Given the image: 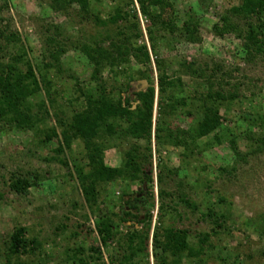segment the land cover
<instances>
[{
  "label": "rangeland",
  "instance_id": "rangeland-1",
  "mask_svg": "<svg viewBox=\"0 0 264 264\" xmlns=\"http://www.w3.org/2000/svg\"><path fill=\"white\" fill-rule=\"evenodd\" d=\"M165 2L177 27L173 33L152 28L131 0H90L88 16L65 0H0V64L24 53L37 79L51 84L53 97L48 102L43 83L31 99L35 107L45 103L47 112L35 132L0 123V264H110L124 255L134 227L147 234L148 223L137 224L146 217L151 218L149 262L138 259L139 264H155L153 235L158 227L189 232L198 256L185 255L183 264H264V58L250 50L251 29L263 32L264 15L236 18L241 31L221 36L224 17L241 0ZM118 12L124 21L112 19ZM138 24L142 37L135 38ZM97 45L106 51L120 47L124 55L115 63L92 62L82 49ZM59 50L60 66L50 58ZM19 68L26 71L23 64ZM96 71L98 82L93 80ZM161 72L176 88L159 115ZM102 83L107 92L117 89L111 98L120 94L133 110L139 105L135 95L154 85L151 143L123 138L122 130L114 138L102 133L95 142L107 167L123 168L125 155L133 151L152 179L98 184L97 201L89 204L79 180L80 171L91 170L84 143L71 140L64 146L62 141L58 154L60 143L44 144L41 134L52 128L61 134L60 122L72 118L83 107L84 96L93 95ZM127 84L130 89L119 93ZM216 94L224 98L210 99ZM206 104L223 119L217 132L195 143L188 140L182 148L164 143L159 134L162 144H157V129L195 132ZM16 177L34 183L26 195L10 190ZM161 192L166 193L163 198ZM103 216L120 232L119 240L107 247L96 231ZM19 228L39 246L30 255L11 259L9 241ZM201 235H209L206 244L200 243Z\"/></svg>",
  "mask_w": 264,
  "mask_h": 264
},
{
  "label": "trees",
  "instance_id": "trees-1",
  "mask_svg": "<svg viewBox=\"0 0 264 264\" xmlns=\"http://www.w3.org/2000/svg\"><path fill=\"white\" fill-rule=\"evenodd\" d=\"M68 6H77L83 16L89 15L90 0H65ZM240 7L232 8L230 12L224 17L222 22L221 36L227 34H236L240 32L241 27L234 23L236 18H258L264 15V0H241ZM132 4H137L141 15L146 18L152 28L157 30H169L171 33L176 31V25L172 14L164 9L167 5L165 0H131ZM134 19L138 21L137 14ZM113 20L118 19L124 21L121 13L118 12ZM150 27V28H151ZM134 30L138 32L135 38L142 37V31L139 24L134 26ZM264 28V25H263ZM263 32L257 33V30L251 29V35L254 38L250 50L256 56L264 58V29ZM260 27L258 28V30ZM150 40L152 38V30L149 29ZM53 43L54 40L51 39ZM54 44V43H53ZM83 54L89 60L95 62L96 60H107L115 63L123 55L120 47L103 50L96 46L92 49L89 46L83 47ZM144 50L147 51L146 47ZM62 51H54L50 53V58L56 65L60 66L59 56ZM26 55L22 53L13 58L8 65L0 64V123H5L20 131L35 132L38 126L43 122L42 116L47 114L45 103L35 107L31 99L37 96L43 90V83L48 102H52L51 84L47 81H39L34 71L33 65L30 61L24 62ZM147 59L149 55L147 53ZM24 65L26 71L19 67ZM52 67V65H49ZM115 77L118 73H113ZM158 81V113H163V103L165 100H173V92L176 88V83L169 81L164 73H160ZM148 80V78H146ZM93 80L98 82L97 71L93 76ZM130 89L129 84L126 85L125 90H119L123 93ZM117 89L107 92L105 84H101L93 95L84 96V104L72 118L66 122H60L61 134L58 133L57 128L50 129L49 133L41 134L42 143L50 144L54 141L59 144L60 154L63 152V147L71 142V140H81L88 149V162L91 168L88 174L80 171L79 180L82 184V192L87 203H95L97 196L98 184L114 183L119 179H129L131 182L141 181L147 183L151 181V177L144 173L140 164L137 163V155L130 151L125 155V163L121 169L109 168L104 162V152L100 146L95 143L102 136V133L114 138L118 131L122 130L121 137L126 136L137 140L151 143L153 139V119L156 103V89L154 85L145 91L137 93L136 102L139 103L136 110H133V104L129 101H123L119 97L114 100L111 98ZM220 94L210 96V99H223ZM38 110H37V109ZM175 108V107H174ZM36 110L38 111L36 113ZM204 118L199 123L195 132H178L177 134L170 132L164 128L157 129L155 139L157 144L164 143L173 147H186L188 140L192 143L197 140L206 138L217 132L221 126L223 119L219 111L211 108L207 104L204 107ZM123 125H126L124 130ZM45 135V136H44ZM62 141L63 145L62 146ZM195 145V144H193ZM64 165V163H63ZM161 179V178H159ZM34 186V183L26 178L16 177L10 182V190L17 195H26L28 191ZM166 193L161 192L160 196L163 198ZM185 205H188L186 199H182ZM163 206V205H162ZM131 208L135 209L134 205ZM163 208V207H162ZM221 217L218 218L216 224L221 227ZM151 218L146 217L143 221L140 220L137 224L144 225L148 223L147 234H141L136 227L130 233L127 241V248L123 256L110 260V264H139L138 259H145L149 262L148 241L151 229ZM96 231L101 244L107 247L119 240L120 232L114 223L107 217H100V222L96 226ZM209 235H201L200 243L206 244L209 241ZM8 247L9 258H19L21 256L30 255L37 251L38 246L35 241H28L26 239V229H16L11 236ZM119 246V245H118ZM202 250V249H201ZM197 258L192 246L189 243V232L183 230H175L171 227H158L153 235V259L155 264H183V257ZM7 258V259H9ZM102 259H99L101 261ZM10 261V260H9ZM8 261V262H9ZM140 261V260H139ZM147 262V264H149ZM9 264V263H8ZM80 264H90L88 261L81 260Z\"/></svg>",
  "mask_w": 264,
  "mask_h": 264
},
{
  "label": "water",
  "instance_id": "water-1",
  "mask_svg": "<svg viewBox=\"0 0 264 264\" xmlns=\"http://www.w3.org/2000/svg\"><path fill=\"white\" fill-rule=\"evenodd\" d=\"M146 84V82H144Z\"/></svg>",
  "mask_w": 264,
  "mask_h": 264
}]
</instances>
